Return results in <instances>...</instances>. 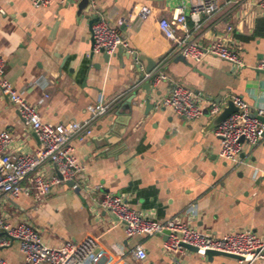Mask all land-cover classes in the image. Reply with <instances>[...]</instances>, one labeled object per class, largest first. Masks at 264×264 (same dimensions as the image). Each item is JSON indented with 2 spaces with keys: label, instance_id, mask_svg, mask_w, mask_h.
<instances>
[{
  "label": "crops",
  "instance_id": "obj_1",
  "mask_svg": "<svg viewBox=\"0 0 264 264\" xmlns=\"http://www.w3.org/2000/svg\"><path fill=\"white\" fill-rule=\"evenodd\" d=\"M257 2L218 0L219 9L210 17L200 15L194 30L189 13L197 0H96V13L80 16L77 0H53L46 7H35L30 0H0L4 78L44 123L85 121L90 107L120 96L90 136L72 143V155L82 168L76 180L84 198L62 184L47 196L32 190L14 201L0 199V218L13 226L28 225L49 248L91 237L105 252L99 264H243L222 257L209 262L192 252L171 255L162 250L159 235L126 238L123 225L98 204L105 194H114L130 210L156 221L175 219L200 234L251 231L264 238V137L243 147L240 164H234L218 157V139L207 128L209 103L217 99L238 97L264 119V72L254 69L264 60V11ZM141 7L148 13L138 21ZM176 9L185 14L184 24L172 23ZM100 17L121 34L128 49L160 61L155 74L164 79L150 85L148 99L156 107L147 116L140 102L143 92L131 101L137 109L128 110L129 87L136 77L129 70L127 49L107 61L91 51L90 21ZM162 19L173 25L177 39L188 32L204 46L226 42L238 51L244 67L235 69L215 58L180 61L174 42L159 30ZM173 84L193 91L199 118L184 122L157 106ZM3 131L11 136V155L29 154L39 146L15 107L0 96ZM43 170L55 174L50 166ZM137 245L145 250L144 261L133 255ZM0 259L24 264L17 243L0 250Z\"/></svg>",
  "mask_w": 264,
  "mask_h": 264
},
{
  "label": "built area",
  "instance_id": "obj_2",
  "mask_svg": "<svg viewBox=\"0 0 264 264\" xmlns=\"http://www.w3.org/2000/svg\"><path fill=\"white\" fill-rule=\"evenodd\" d=\"M35 7H46L53 0H30ZM67 0H60L64 3ZM93 13H96V0H89ZM256 7L264 11V0H258ZM219 9L218 0H197L192 7L189 17L193 21V29L199 28V16H212ZM148 13L147 8L141 7L136 14L138 21L143 20ZM3 11L0 7V15ZM185 14L176 9L171 17L172 23L184 24ZM163 35L174 42L175 49L185 59L197 63L207 58H215L229 63L233 68L244 67L238 51L226 42L217 40L207 46L197 42L188 32L177 39L173 25L166 19L158 23ZM227 31L231 27L226 28ZM93 53H105L109 56L119 48L128 49L121 34L102 17L91 24ZM255 70L264 72V60L258 61ZM151 75H147L150 77ZM162 75L152 76V87L163 80ZM0 96L9 100L15 107L17 114L26 127H30L39 142L38 148L29 154L11 155L7 148L11 142L8 132L0 133V199L14 201L20 195L28 196L34 190L40 196H47L51 188L66 181L76 180L82 168L73 157V141H82L91 135L93 126L105 116L113 101L99 102L89 108V117L82 122L51 125L44 123L39 114L12 88L4 78V61L0 56ZM238 111L231 114L217 128L213 130L219 142L218 157L224 161L240 164L239 156L243 147H253L264 137V124L252 116L251 109L238 97H230ZM158 107L169 109L184 122L199 118L200 107L193 91L173 84L167 95L157 103ZM219 111V105L211 102L208 106L210 116ZM258 117L261 112L256 113ZM45 166H53L61 175L60 180L55 174L48 175L43 170ZM27 183V185H23ZM74 187H80L77 182ZM102 210H110L111 214L123 225L126 238L152 237L168 231L166 240L162 243V250L171 255L191 253L183 246L196 250L195 255L205 258L207 251H215L235 255L242 258L240 263L254 264L264 260V238L258 237L251 231H239L215 237L200 234L190 225L173 220L156 221L127 208L124 199L118 195L105 194L98 204ZM175 233L181 234L177 237ZM18 244L23 256L24 264H99L105 258V252L100 249L96 241L87 237L79 243L67 242L56 248L46 247L41 243L38 234L26 224L10 225L0 218V250ZM137 261L146 259L145 250L137 245L133 249ZM0 264H8L0 259ZM115 264V263H110Z\"/></svg>",
  "mask_w": 264,
  "mask_h": 264
},
{
  "label": "water",
  "instance_id": "obj_3",
  "mask_svg": "<svg viewBox=\"0 0 264 264\" xmlns=\"http://www.w3.org/2000/svg\"><path fill=\"white\" fill-rule=\"evenodd\" d=\"M77 1H78V5H77V15L78 16H80L83 11L86 12L87 14L94 15V13H93L94 11L91 8L89 0H77ZM96 11H97V6H96ZM92 23H93V21H90V26ZM117 51L123 52V48H119ZM101 54L103 55V58L105 61H107L110 57L109 55H107L103 52H101ZM179 59L182 62L185 61V58H183L181 55L179 56ZM126 60L129 62V70L132 71L134 76L136 77V79L131 82V85L129 87L132 90V92H131L132 96H131V99L129 101L128 110L132 112V111H134V109H137L138 106L132 105L131 101L133 99H140L139 95L143 92L144 95H143L142 99H140V102L145 103V109H144L143 114H144V116H147L149 114V112H151L156 107V105L150 103L148 98L150 95V85H152V76L155 73V69L159 66L160 61L158 59H151L150 57L145 55L143 52L136 53L134 51H132V53H127ZM147 75H151V76L147 77ZM119 98H120V96L116 95V96H113L112 98L108 99L107 101H105V103H109V102L113 101L111 107L109 108V111L113 108V105H115V103H117L119 101ZM214 103L219 105V111L213 116L209 115L211 120H210L209 125L207 127L208 130H214L224 120H226L231 114L238 111V108L236 106H234L233 101L230 98H226L224 101H221V99H217L216 101H214ZM109 111H108V113H109ZM252 116L255 118H258L262 122L264 120L262 117H258L256 115V113H253ZM28 129L33 135H35V133L32 131V129L30 127H28ZM35 137H36V135H35ZM104 138L107 139L108 141L110 140L107 136H104ZM53 170H54L55 175L60 180H62L61 175L58 173L57 169L54 166H53ZM76 182H77V180L66 181V182H63L62 185H65L68 188L73 189V191L75 193L80 194L82 189L80 187H74ZM102 212L106 213V215L108 217H110L113 221L119 222L111 214L110 210L106 209V210H102ZM175 234L177 237H179V238L181 237V234H179V233H175ZM167 235H169L168 231H164L161 234H159V236L162 237L163 241L166 240ZM183 247L192 253L196 252V250L192 247H189L186 245H184ZM205 257L207 258V260L209 262H212L213 259L216 257L230 258V259H233L237 262L242 261V258H240L238 256L230 255V254H226V253L215 252V251H207L205 253Z\"/></svg>",
  "mask_w": 264,
  "mask_h": 264
}]
</instances>
